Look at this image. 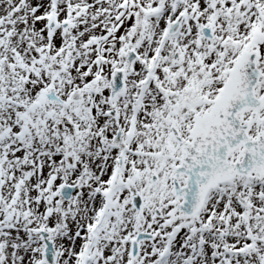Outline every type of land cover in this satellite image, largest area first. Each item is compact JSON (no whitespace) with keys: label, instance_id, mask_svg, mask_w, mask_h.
Returning a JSON list of instances; mask_svg holds the SVG:
<instances>
[{"label":"snow or ice","instance_id":"6c2138e0","mask_svg":"<svg viewBox=\"0 0 264 264\" xmlns=\"http://www.w3.org/2000/svg\"><path fill=\"white\" fill-rule=\"evenodd\" d=\"M0 264H264V0H0Z\"/></svg>","mask_w":264,"mask_h":264}]
</instances>
